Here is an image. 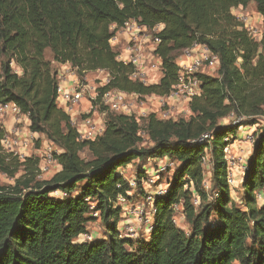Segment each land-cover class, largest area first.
Segmentation results:
<instances>
[{"label":"trees","instance_id":"1","mask_svg":"<svg viewBox=\"0 0 264 264\" xmlns=\"http://www.w3.org/2000/svg\"><path fill=\"white\" fill-rule=\"evenodd\" d=\"M251 3L260 17L259 43L230 14ZM128 20L147 29L161 26L157 55L163 75L157 84L130 80L132 68L115 60L110 28ZM193 44L205 45L219 64L217 77L197 75L200 94L191 100L188 118L149 115L140 124L133 116L108 113L103 133L88 141L58 108L57 74L44 58L48 50L53 62L69 64L82 78L106 72L109 82L97 89L99 96L118 90L165 97L178 81L175 56ZM259 49H264V0H0V104H15L28 115L29 131L61 151L54 156L57 172L37 181V159L19 163L0 145V172L11 178L19 168L23 172L12 186L0 187V264H264V54ZM254 126L245 168L235 175L241 190L237 205L224 149L240 129ZM4 134L0 128V142ZM205 155L210 191L204 187ZM148 160L175 168L165 193L153 198L147 239L121 238L123 210L117 199L131 201L132 189L118 170ZM136 179L137 184L145 180L144 171ZM174 206L180 207L188 233L176 225ZM93 214L104 237L76 242Z\"/></svg>","mask_w":264,"mask_h":264},{"label":"built area","instance_id":"2","mask_svg":"<svg viewBox=\"0 0 264 264\" xmlns=\"http://www.w3.org/2000/svg\"><path fill=\"white\" fill-rule=\"evenodd\" d=\"M245 10L233 8L231 9L230 14L236 21L243 25L247 35L254 42L259 43L262 39L260 17L255 12V19H253L246 15ZM110 30L113 35L109 39L108 44L115 53V60L125 66L131 67L133 70L129 75V79L143 85L157 84L163 75L161 60L157 55V49L161 43L157 34L160 32L161 26L147 29L146 27L139 25L135 20H128L119 28L111 26ZM121 38L123 39V42L120 40ZM259 51L264 54V49L262 51L259 49ZM218 64V57L205 45L193 44L190 48L183 50L179 63H177L179 72L176 85L168 96H155L161 104V111L157 116L156 114L150 115H154L158 120H177L179 118H187L190 115L189 104L191 100L200 94V82L197 75H204L203 72L206 69L215 72ZM60 66L63 70L60 74H57V105L58 108L70 118L72 126L75 127L73 122L75 121L76 115L74 107L82 101L80 89L83 88L82 86L85 76L83 78L78 76L76 69L72 68L69 64ZM95 73L102 74L106 72L97 70ZM108 82L109 78L108 75H106L105 79L101 81L100 87L106 85ZM98 94L99 93H97L96 89L93 102L95 106L102 108L101 113L97 118L98 120H96V118L85 120L81 123L80 129H76L81 140L88 141L99 137L104 131L105 117L108 113L133 116L130 112V100L137 97L142 98L118 90L106 91L101 96ZM231 116L232 114L230 117ZM4 119L12 120L14 122H20L23 120V122H25V127L23 129L12 128L8 130L9 132L5 130V134L0 142L2 151L5 154L22 161L25 159H37L39 174L43 170L45 171L46 169H49V167L57 169L58 164L54 156L61 152L60 149L47 142L42 135H39V137L38 134L37 137L33 136V133L28 129V115L22 114L19 108L13 103L0 104V121ZM135 119L139 121L137 118ZM34 141L36 143L38 142L37 146ZM225 141L227 142L228 138H226ZM228 155L229 145L224 149V157L227 164ZM201 162L202 166L205 169H208L209 161L207 155L202 157ZM41 164L44 165L45 168H42ZM234 180V173L228 167L227 183L230 188H235ZM128 185L132 191H134L137 184L136 182H128ZM164 193L165 190L159 191L154 195L147 194L145 202L137 204L135 206L136 210L134 211H131L132 207L129 206L131 204H129L124 198L119 197L117 199V205L121 206L123 210L121 217L124 219V216H134V220H130L131 223H127L121 228L118 226L121 238L133 239L135 237V232L133 230L134 223H136L137 226H140V224H143L144 222H150L146 230V233L149 234L152 217L155 212L152 205L153 198L156 195H162ZM144 204L149 205L150 218L148 219L143 218ZM194 204L198 205L197 199L194 200ZM179 210H181L180 207L174 206L175 212H178ZM123 227H126V232L122 231ZM122 232L124 235H122ZM79 238L82 239L83 242L92 240V237L88 233L79 236Z\"/></svg>","mask_w":264,"mask_h":264},{"label":"rangeland","instance_id":"3","mask_svg":"<svg viewBox=\"0 0 264 264\" xmlns=\"http://www.w3.org/2000/svg\"><path fill=\"white\" fill-rule=\"evenodd\" d=\"M245 13L247 16L255 19V7L254 4H249L246 7ZM255 21V20H253ZM257 26V24H256ZM123 42V39H120ZM181 53L177 54L175 56V62L176 64L179 63ZM46 61L50 62L51 68L56 74H60L62 72V67L58 65L57 63L53 62L51 53L47 50L45 52L44 56ZM12 68L15 72H19V70L12 65ZM204 74H208L212 77H217L216 74H214L213 71L206 69ZM106 73L97 74L95 72L88 73L85 75V80H83V88L81 90V96L82 101L77 104L76 107H74L75 112V121L74 125L77 130L80 129L81 123H83L85 120L95 119L98 120V116L101 113V109L99 106L94 105V98L96 94V89L100 87V83L102 80L105 79ZM131 103V114L139 120V123H142V120L147 118L150 114H156V116L161 111V104L158 102L157 98L155 96H147L142 98H132L130 100ZM188 118V117H187ZM8 120L4 119L0 121V128L5 129V126L7 124ZM227 122V121H225ZM8 126H12V124H8ZM24 125L15 124L13 126V129H21ZM7 128V127H6ZM257 126L254 127H248L244 129H240L236 134V139L230 140L229 145V155H228V167L231 169V171L234 173V176L237 177L241 175L243 169L245 168L246 161L248 159V156L251 152V143H252V136L254 131L256 130ZM8 131L7 129H5ZM9 132V131H8ZM143 140L144 145L147 144V138L144 136L143 131L140 132ZM35 145L37 146V143L34 141ZM82 157H86L85 153L81 154ZM18 162H23L22 160H18ZM168 162L165 160H148L147 162H139L136 161L125 168H119L118 172L120 175L124 177V179L127 182H136L137 181V175L141 171H144L145 174V180H142L140 183L137 184L136 182V188L134 191L131 192L132 200L128 203L131 204L129 206L132 207L131 211L136 210L135 206L137 204H140L142 202H145V198L147 194L154 195L159 191L166 190L167 182L172 176L173 169L175 166L168 165ZM144 164V165H143ZM42 168H45L44 165L41 164ZM162 168V169H161ZM209 169L204 170L205 175V183L204 187L205 190L210 191V177H209ZM57 172V169H54V167H49V169L43 170L39 175H37L36 180L37 181H46L49 180L55 173ZM23 174L22 168H19L15 177L11 178L6 174H3L0 172V187H7L12 186L14 184V181L16 178L20 177ZM236 177V178H237ZM56 198H62L63 196L60 193L53 194ZM241 196V190L239 184L235 186V188H231V197L233 201L238 205L240 201ZM134 205V206H133ZM143 218H150V210L149 205L144 204L143 206ZM177 215L174 218L176 225L184 230L186 233L189 232V227L185 223L184 218L181 214V211L179 210L176 212ZM91 218H95V220L89 222L87 224V233L92 237V240L94 239H101L105 235V229L103 225L101 224L99 218L97 215H92ZM123 217H121V220ZM120 220V221H121ZM130 220H134V216H124V219L119 222V227L121 228L123 225L127 223H131ZM149 223L144 222L143 224H140V226H137L136 223H134V232L135 237L140 238L141 240L147 239L148 234L146 233V230L149 226ZM133 227V226H132ZM131 227V228H132ZM122 231L126 232V227L122 228ZM122 235L124 233L122 232ZM76 242H83L82 239H78ZM233 264H238L237 262Z\"/></svg>","mask_w":264,"mask_h":264},{"label":"crops","instance_id":"4","mask_svg":"<svg viewBox=\"0 0 264 264\" xmlns=\"http://www.w3.org/2000/svg\"><path fill=\"white\" fill-rule=\"evenodd\" d=\"M9 123L12 124L11 127L8 126ZM15 124H20V125L22 124V125H24L23 128L25 127V122H23V120L20 121V122H14V121H12V120H8V122H7L6 126H5V129L10 130V129L13 128V126H14ZM6 127H7V128H6ZM23 128H21V129H23ZM33 136H34V137H37V134H33ZM38 137H39V135H38ZM238 178H239V176H238Z\"/></svg>","mask_w":264,"mask_h":264}]
</instances>
